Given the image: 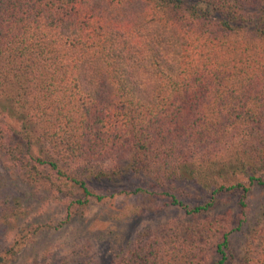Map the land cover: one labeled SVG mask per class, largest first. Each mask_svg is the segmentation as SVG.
<instances>
[{
  "label": "trees",
  "instance_id": "trees-1",
  "mask_svg": "<svg viewBox=\"0 0 264 264\" xmlns=\"http://www.w3.org/2000/svg\"><path fill=\"white\" fill-rule=\"evenodd\" d=\"M0 148V264L31 239L13 178L68 216L115 195L170 207L120 264H226L240 226L215 203L264 186V0H0ZM253 232L234 264H264Z\"/></svg>",
  "mask_w": 264,
  "mask_h": 264
},
{
  "label": "rangeland",
  "instance_id": "rangeland-1",
  "mask_svg": "<svg viewBox=\"0 0 264 264\" xmlns=\"http://www.w3.org/2000/svg\"><path fill=\"white\" fill-rule=\"evenodd\" d=\"M4 151L0 148V171L7 172ZM11 186L24 209L19 221L20 233L29 231L31 238L13 264L35 255L58 260L74 247L83 248L84 256L90 259L91 264H120L121 255L136 236L155 229L167 215H173L168 206L153 212L145 208L140 213L128 211L130 205L137 203L135 197L115 195L104 201L92 199L82 213L68 216L65 198H57L42 188L28 187L17 178H13ZM96 188L100 192L105 191L103 186ZM239 197V191L227 192L215 203L217 212L230 215L232 225L240 226L229 236V260L226 264L242 261L249 239L255 236L253 229L264 226V186H251L244 206L239 204ZM13 225L6 232H0V247L10 243Z\"/></svg>",
  "mask_w": 264,
  "mask_h": 264
}]
</instances>
